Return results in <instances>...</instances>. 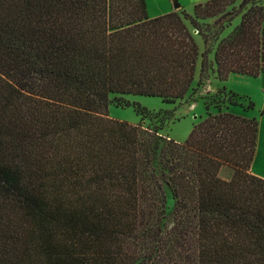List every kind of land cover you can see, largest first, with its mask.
Returning a JSON list of instances; mask_svg holds the SVG:
<instances>
[{"label":"trees","instance_id":"obj_1","mask_svg":"<svg viewBox=\"0 0 264 264\" xmlns=\"http://www.w3.org/2000/svg\"><path fill=\"white\" fill-rule=\"evenodd\" d=\"M236 1L189 17L241 13L210 38L221 81L264 73L263 4ZM197 56L180 15L145 0H0V264H264L255 118L210 114L179 142L108 114L112 93L183 98Z\"/></svg>","mask_w":264,"mask_h":264},{"label":"rangeland","instance_id":"obj_2","mask_svg":"<svg viewBox=\"0 0 264 264\" xmlns=\"http://www.w3.org/2000/svg\"><path fill=\"white\" fill-rule=\"evenodd\" d=\"M178 8L173 7V0H145L149 17L174 11L180 15L191 31L198 49L193 81L183 98L174 102H163L159 97L129 94H109L108 114L113 118L140 124L158 135L184 141L192 127L210 114L231 112L248 118H255L258 123V143L253 158V170L264 174V75L247 77L233 74L226 80L218 79L214 63L216 42L211 35L220 32L223 37L238 24L241 13H238L229 24L215 18H199L193 22V5L206 0H177ZM263 4L264 0H255ZM240 0L236 1V5ZM250 3L244 7V11ZM220 26L224 27L222 30ZM221 30V31H219ZM205 55L207 63L205 65ZM204 67L202 68V62ZM249 102L253 103L248 108ZM251 171V170H250ZM219 175L228 178L231 169L223 166ZM175 197L168 187L164 186L163 213L159 226L162 233L170 231L176 224ZM174 262V260H170ZM180 262L179 259L176 260Z\"/></svg>","mask_w":264,"mask_h":264},{"label":"crops","instance_id":"obj_3","mask_svg":"<svg viewBox=\"0 0 264 264\" xmlns=\"http://www.w3.org/2000/svg\"><path fill=\"white\" fill-rule=\"evenodd\" d=\"M231 75H233V74H231ZM230 75V76H231ZM260 75H264V73H261ZM223 82V81H222ZM257 143H258V138H257ZM255 155V154H254ZM253 166V162L251 163V172L253 173V174H256V175H258V176H260V177H263L264 178V174H262V173H259V172H255L252 168Z\"/></svg>","mask_w":264,"mask_h":264},{"label":"water","instance_id":"obj_4","mask_svg":"<svg viewBox=\"0 0 264 264\" xmlns=\"http://www.w3.org/2000/svg\"><path fill=\"white\" fill-rule=\"evenodd\" d=\"M180 6L179 2L177 0H173V7L178 8Z\"/></svg>","mask_w":264,"mask_h":264},{"label":"built area","instance_id":"obj_5","mask_svg":"<svg viewBox=\"0 0 264 264\" xmlns=\"http://www.w3.org/2000/svg\"><path fill=\"white\" fill-rule=\"evenodd\" d=\"M263 93H264V91H263Z\"/></svg>","mask_w":264,"mask_h":264}]
</instances>
